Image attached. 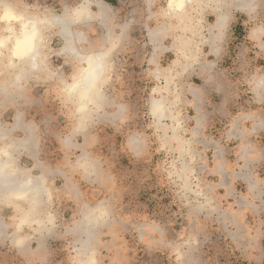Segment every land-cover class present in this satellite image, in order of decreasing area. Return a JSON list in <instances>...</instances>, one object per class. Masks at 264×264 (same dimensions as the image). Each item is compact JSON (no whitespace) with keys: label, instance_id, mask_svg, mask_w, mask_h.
<instances>
[{"label":"clouds","instance_id":"9594fccd","mask_svg":"<svg viewBox=\"0 0 264 264\" xmlns=\"http://www.w3.org/2000/svg\"><path fill=\"white\" fill-rule=\"evenodd\" d=\"M214 232L264 264V0H0V264H216Z\"/></svg>","mask_w":264,"mask_h":264},{"label":"rangeland","instance_id":"374dc122","mask_svg":"<svg viewBox=\"0 0 264 264\" xmlns=\"http://www.w3.org/2000/svg\"><path fill=\"white\" fill-rule=\"evenodd\" d=\"M109 2L113 7H119L123 0H109ZM141 87L142 84L133 73L129 80L133 100L139 94ZM116 171L124 177V183L130 185V190L126 194V201L131 205L142 207L154 213L169 212L174 208L171 195L166 190L159 189L155 183V178L141 182L143 179L142 168L133 164L127 157L120 156L117 158ZM231 251L230 242L223 238V233L214 232L210 234L209 247L205 253L208 256H214L216 264H238V258L232 257ZM156 260H159L160 264H166L163 257H157L153 254L141 255L142 264H153Z\"/></svg>","mask_w":264,"mask_h":264}]
</instances>
